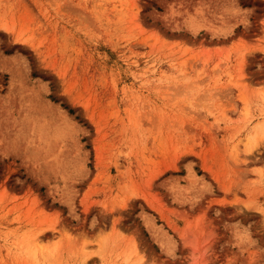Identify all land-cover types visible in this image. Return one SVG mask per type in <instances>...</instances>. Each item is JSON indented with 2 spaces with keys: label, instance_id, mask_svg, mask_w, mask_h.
<instances>
[{
  "label": "rangeland",
  "instance_id": "1",
  "mask_svg": "<svg viewBox=\"0 0 264 264\" xmlns=\"http://www.w3.org/2000/svg\"><path fill=\"white\" fill-rule=\"evenodd\" d=\"M262 123L264 0H0V264H264Z\"/></svg>",
  "mask_w": 264,
  "mask_h": 264
},
{
  "label": "bare ground",
  "instance_id": "2",
  "mask_svg": "<svg viewBox=\"0 0 264 264\" xmlns=\"http://www.w3.org/2000/svg\"><path fill=\"white\" fill-rule=\"evenodd\" d=\"M262 124H263V123H262ZM262 124H261V125H262ZM263 125H264V124H263ZM261 129H262V128H261ZM257 130H259V128L256 129V131H257ZM261 131H262V130H261ZM261 131H260V132H261ZM260 134H261V133H259V135H260ZM259 135L257 134V136H255V135H254V136H255V138H257ZM250 137H251V136H250ZM252 137H253V136H252ZM261 137H263L262 134H261ZM259 140H260V139H259ZM248 141H250V140H248ZM252 141H253V140H252ZM252 141H251V142H252ZM255 141H256V140H255ZM260 141H261V140H260ZM251 142H250V144H251ZM258 142H259V141H258ZM247 143H248V142H247ZM252 143H254V142H252ZM248 144H249V143H248ZM254 145H255V144H254ZM251 147H252V146H251Z\"/></svg>",
  "mask_w": 264,
  "mask_h": 264
}]
</instances>
